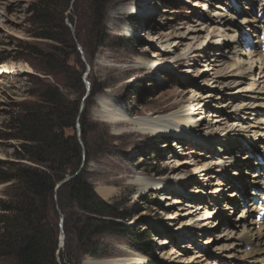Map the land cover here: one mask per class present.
Returning a JSON list of instances; mask_svg holds the SVG:
<instances>
[{"label": "rangeland", "instance_id": "1", "mask_svg": "<svg viewBox=\"0 0 264 264\" xmlns=\"http://www.w3.org/2000/svg\"><path fill=\"white\" fill-rule=\"evenodd\" d=\"M33 1L0 0V160L14 161L15 146L19 141L8 138L14 134L9 128L12 120L27 107L40 101L38 94L41 88L47 84L58 83L56 78L39 70L40 67L48 66L45 59L53 53L47 59L51 61L53 68L66 66V69L68 65L64 79L73 86L71 89L60 86L67 98L65 115L74 114L75 103L79 105L75 129H65L66 134L77 135L82 148V163L78 170H84L94 190L103 199L123 200L125 208L131 213L127 222L131 231L142 233L144 238L150 235L154 242V256L148 257L154 261L153 264H206V260H202L205 252L210 256V261L215 258L214 262L218 263L216 256L222 255V250L218 249L228 244H236L235 236L230 237L229 241L217 238L219 230L231 232L228 222L239 218L245 204L238 198L235 209L224 214L227 218L216 231L215 228H207L209 221L206 220L193 221L202 225L203 231L199 234L194 232L196 229H193V222L186 223L193 216L187 213L194 211V207L187 205L198 203L196 199L200 198L199 196L205 197L208 192L216 189L219 191L212 193V196L219 195L222 192L221 187H224L216 184L215 178L202 181L195 173L196 165L185 162L187 154L184 149L197 159H204L201 152L205 149L195 146L189 139L177 143L173 136L161 139L151 137L124 124L119 125L122 130L117 131L103 120L99 113L103 108L100 100L104 98L106 102L110 99L118 100L125 110L136 117L158 116L167 112L165 108L176 99L189 101L193 82L203 88L200 94L204 96L210 90V76L207 75V70L202 68V64L194 61L198 59L197 52L200 48L196 49L188 60L179 59L177 64L161 70L138 67L135 64L138 58L156 59L153 57L156 48L151 45L156 44L159 38L184 32L188 27H197L206 22L220 0H107L105 29L108 38L97 49L93 13L87 7L89 0H75L74 3L72 0L63 17L56 11L57 22L61 24V20L65 18V24L72 33V38H69L63 27L59 29V43L40 37V34L46 31L41 28L35 14L29 11ZM231 1L233 3L234 0ZM64 2L65 0H62V3ZM263 2L264 0L253 1L256 6ZM245 3L246 1L239 2L240 10H243ZM132 7L139 8L140 12L144 8L147 11L133 13ZM131 10L132 13L128 14ZM240 17L241 15H236L237 20H240ZM206 23L213 25L209 21ZM125 24L132 28L130 34L122 28ZM78 28L87 46L79 40L76 32ZM242 40L244 42V39ZM224 50L225 48H221L219 51L221 55H227ZM165 57L167 55L161 56L163 59ZM80 74L82 87L78 83ZM92 88L101 91L87 100L88 92H91ZM215 101L212 100L210 104L214 105ZM109 103L112 104L110 101ZM83 112L90 123L88 129L91 133L87 143H84L81 136L80 115ZM238 159L243 165V161L248 160L249 156ZM253 161L251 160V163ZM248 162L250 163V159ZM241 170L243 171V168ZM139 173L187 181L180 190H145L135 182ZM251 179L252 172L245 173L244 181L249 183ZM8 184H0V197H3V191ZM200 187L204 191L203 195L195 191L201 189ZM230 187L228 186L230 191L235 189ZM167 194L170 198L166 199ZM256 195L257 193L253 192L250 197ZM55 199L58 203V194H55ZM57 209L61 216L59 205ZM227 214L228 216H225ZM251 218H256V212L251 214ZM192 232L195 234L191 235ZM210 236L212 239L207 243ZM225 236L226 234L222 237ZM163 238H167L171 243L160 245L159 242ZM102 241L110 250V256L84 255L73 264H85L87 257L120 259L129 251L140 252L132 245L133 236L126 239L105 237ZM185 246L192 248L185 249ZM241 251H236L240 261L244 260V257L241 258ZM198 255L201 257L196 258ZM58 260L60 264L66 263L59 255ZM0 264L10 263L0 259Z\"/></svg>", "mask_w": 264, "mask_h": 264}, {"label": "bare ground", "instance_id": "2", "mask_svg": "<svg viewBox=\"0 0 264 264\" xmlns=\"http://www.w3.org/2000/svg\"><path fill=\"white\" fill-rule=\"evenodd\" d=\"M224 1L220 0V3L214 6L213 13L206 19V22H212L213 25L209 26L203 22L197 27H188L184 32L159 38L156 44L151 45L156 48L153 54L156 59L138 58L135 64L138 67L161 70L177 64L179 59L188 60L192 53L200 48L197 52L198 59L194 61L202 64V68L207 70V75L210 76V90L204 96L200 94L203 88L193 82L189 101L176 99L165 108L168 111L164 114L145 117L132 115L118 100L110 99L106 102V99L101 98L103 108L99 116L117 131L122 130L119 125L124 124L151 137L161 139L170 135L175 137V142L189 139L195 146L205 149L201 152L204 159L194 158L191 152H185L184 149L187 154L185 162L196 165L195 173L202 181L215 178L216 184L224 187H221L222 192L219 195L212 196V193L219 191L216 189L208 192L205 197L199 196L200 198L196 199L198 203L187 205L194 207V211L187 213L193 216L186 223L206 220L209 221L207 228H215L216 231L227 218L224 214L235 209L238 198L245 206L240 211L239 218L228 222L231 232L221 229L217 235L221 240L235 236L236 244L219 248L218 250H222L221 256L212 253L218 258V263L214 262L215 258L210 261L206 252L202 255V260H206V264H264V2L256 6L253 3L255 0H234L233 3L231 0L225 3ZM244 1L247 6L244 4L243 10H240L239 2ZM132 10L133 13L147 11L144 8L140 12L139 8L134 7ZM132 10L128 14H131ZM236 15H241L240 20H237ZM122 28L128 34L133 31L128 24ZM180 47H183L182 50L177 52ZM221 48H225L227 55H221ZM166 55L164 59L161 58ZM212 100H216L214 105L210 104ZM248 156L250 163L248 159L241 165L238 157ZM251 160H254L253 163ZM250 172L252 179L246 183L245 173ZM186 181L166 176L153 177L143 173H139L135 180L145 190L165 188L166 191L180 190ZM228 186L235 189L230 191ZM195 191L200 195L204 194L202 188ZM253 192L258 196L250 197ZM165 198L170 197L167 194ZM253 212H256L254 219L251 218ZM193 224V229H196L194 232L199 234L203 231L200 223ZM194 232L191 235L195 234ZM224 234L226 236L222 237ZM211 239L212 236L208 238L207 243ZM166 243L171 242L167 238L159 242L160 245ZM187 248L192 246H185V249ZM239 249L243 252L242 261L237 256L236 251ZM153 262L144 254L134 251H129L120 259L87 257L85 260V264Z\"/></svg>", "mask_w": 264, "mask_h": 264}, {"label": "trees", "instance_id": "3", "mask_svg": "<svg viewBox=\"0 0 264 264\" xmlns=\"http://www.w3.org/2000/svg\"><path fill=\"white\" fill-rule=\"evenodd\" d=\"M71 1L34 0L30 4L29 11L47 32H42L41 38L61 42L57 33L62 27L72 38L65 18L59 24L55 17L56 11L63 17ZM87 7L93 13L97 49L108 38L105 29L107 0H89ZM79 30H76L77 36L87 46ZM47 57L45 62L50 68L45 63L46 66L39 70L56 78L58 83L41 88L40 101L12 120L9 128L14 134L8 138L19 141L14 161L0 160V184L9 183L0 197V259L10 264H60L57 250L61 216L57 205L64 214L66 239L60 253V258L66 261L64 264H73L84 255L110 256V250L102 241L105 237L126 239L133 236L132 245L140 253L154 256L150 235L144 238L142 233L132 232L127 224L131 213L123 200L107 201L99 196L84 170L60 187L56 202L57 185L68 175L75 174L82 163V148L76 134L65 133L67 128L75 129L79 115V105L75 102L74 114L66 116L64 113L68 107L67 98L60 86L73 88L64 79L68 65L66 69V66L53 68ZM81 77L80 74V87L83 86ZM100 91L92 88L87 100ZM86 117L85 112L80 115L84 143L91 133Z\"/></svg>", "mask_w": 264, "mask_h": 264}, {"label": "water", "instance_id": "4", "mask_svg": "<svg viewBox=\"0 0 264 264\" xmlns=\"http://www.w3.org/2000/svg\"><path fill=\"white\" fill-rule=\"evenodd\" d=\"M74 2H75V0H73V3ZM89 94H90V92H88V96H89ZM80 172H81V170H78L75 174L69 175L65 179H63L56 187V194L62 185H64L66 182H68L73 177L78 175ZM60 221H61L60 222V244H59V249H58V255L59 256H60L62 249H64V246H65L64 215L62 213H61V220Z\"/></svg>", "mask_w": 264, "mask_h": 264}]
</instances>
